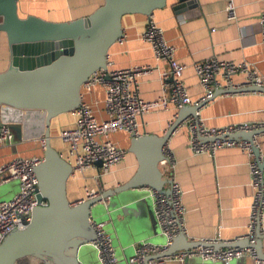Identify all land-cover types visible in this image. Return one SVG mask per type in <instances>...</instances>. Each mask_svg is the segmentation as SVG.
I'll use <instances>...</instances> for the list:
<instances>
[{
  "label": "crops",
  "instance_id": "0c3cea01",
  "mask_svg": "<svg viewBox=\"0 0 264 264\" xmlns=\"http://www.w3.org/2000/svg\"><path fill=\"white\" fill-rule=\"evenodd\" d=\"M34 1L35 4L30 5L34 9L32 15L58 22L87 17L103 3V0H80L78 4H72L65 0L66 2H60L63 6L56 8L54 4L58 3L57 0ZM173 3L174 0H169L163 9L156 10L151 17L161 27L165 41L175 48V60L186 66L182 79L193 101L201 99L204 95L193 65L211 57L235 64L246 63L251 70L264 78V48L258 24L261 0H235L237 21L234 23L226 21L225 0H196L197 6L183 13H175ZM147 20L148 17L142 15H127L122 18L123 42L114 44L108 53L113 68H167L166 63L155 61L149 46L139 38ZM8 64L6 38L0 32V72L5 71ZM245 80V74L233 75L230 78V89L245 88L242 87ZM160 90L161 82L157 71L141 77V99L153 101L160 95ZM84 98L96 112L97 119H105L102 88L96 87ZM176 114V110L170 108L140 117L141 135H163ZM199 117L207 127L242 122L264 123V93L218 95L200 109ZM68 123V126L55 123L49 127L50 137L55 140V148L59 154L65 153L66 146L58 140V133L62 129L72 127V116L69 117ZM188 136L187 128L181 127L168 141L175 159L173 179L182 191L185 237L192 242H211L220 245L217 249H225L221 245L231 244L238 238H247L251 232L248 220L253 191L250 185L249 158L246 153L236 148L221 149L213 156L195 155L190 151ZM129 139L130 136L125 133L110 136V140L126 149L127 153L120 164L101 177L100 182L91 180L96 174V171L92 170H88L81 179H69L72 182L70 186L67 184V196L70 201L77 202L85 198L83 187H86V181L91 180L89 188L97 189L101 193L126 183L134 175L137 161L134 155L128 152ZM39 140L23 141L13 138L11 144L0 147V166L15 157H42L43 150ZM257 142L258 149L264 156V135L258 136ZM3 186H7V192L12 195L18 190L16 182ZM152 192L147 188H137L116 194L103 202L106 210L103 223L115 252L120 255V264H126L137 244H165L166 240L161 235L155 217ZM262 227L264 229V216ZM89 248L94 249L88 245L83 250ZM250 250L254 254L248 251L228 264H264V261L257 259L255 251ZM262 252L264 253V241ZM89 254V251L84 252V260L79 257L81 264H95L87 258ZM166 264L223 263L192 257L183 263L169 261Z\"/></svg>",
  "mask_w": 264,
  "mask_h": 264
},
{
  "label": "water",
  "instance_id": "95a60500",
  "mask_svg": "<svg viewBox=\"0 0 264 264\" xmlns=\"http://www.w3.org/2000/svg\"><path fill=\"white\" fill-rule=\"evenodd\" d=\"M169 0H103L87 17L69 21H50L36 15L21 17L19 0H0V32L5 35L9 64L0 72V120L7 123L14 138H44L42 162L35 168L38 180L37 203L24 229L14 230L0 244V264H81L80 253L95 241L90 224L91 208L116 194L147 188L169 193L170 181L162 178L159 162L163 145L195 116L208 101L180 109L161 136L145 134L130 137L128 152L137 161L134 175L124 184L98 196L72 202L67 196L71 166L51 146L49 127L59 116L74 111L80 104L82 85L97 71L105 70L110 48L123 37L122 18L127 15L150 17ZM196 0H174L175 13L196 7ZM247 92L264 93V87L218 89V95ZM254 131L233 135L251 140ZM259 156V149L254 150ZM96 166L100 168L101 164ZM264 172V161L261 166ZM264 234L255 232L251 242L244 238L222 247L252 249L264 261ZM220 245L192 242L184 235L150 260L169 257L180 251ZM149 260V259H148Z\"/></svg>",
  "mask_w": 264,
  "mask_h": 264
},
{
  "label": "built area",
  "instance_id": "2783aa9c",
  "mask_svg": "<svg viewBox=\"0 0 264 264\" xmlns=\"http://www.w3.org/2000/svg\"><path fill=\"white\" fill-rule=\"evenodd\" d=\"M261 3L258 24L264 48V0H261ZM225 15L228 23L237 21L235 0H225ZM139 38L149 46L155 61L166 63L167 68L133 66L115 69L107 56L106 69L97 71L82 85L80 104L70 113L73 125L58 133V139L66 146L65 153L60 155L71 166L70 179L72 180L81 179L88 170H92L96 171L92 180L97 183L103 175H107L113 167L120 164L125 159L127 150L113 143L110 136L116 133H125L130 137L141 136L139 118L142 116L170 108L178 112L185 106H194L202 101L211 100L214 91L230 89V78L239 73L245 74L246 77L242 87H264V78L251 70L248 64H235L211 57L193 65L198 83L204 91L201 99L193 101L182 79L186 66L175 60V48L165 41L161 27L151 16L148 17L145 29ZM122 42L123 38H120L116 43ZM153 71H157L161 82L160 95L153 101H144L139 93L140 79ZM96 87H101L104 93L105 119L101 121L97 119L96 112L84 98ZM199 112L200 110L195 116L188 117L181 126L189 131V148L193 154L213 156L221 149L236 148L246 153L249 158L248 168L253 195L248 220L251 232L246 239L252 242L258 229L261 234H264L262 227L264 179L260 168L264 156L261 153L256 156L254 152L258 149L257 137L264 135V123L242 122L220 127H207L200 120ZM254 131L263 133L254 135L251 140L232 137ZM13 138L9 125L1 121L0 147L11 144ZM39 141L43 150L44 138L41 137ZM168 141L163 145V158L158 166L162 178L170 181V185L167 186L169 193L152 192L154 213L161 235L166 240L165 244L163 246L148 243L137 244L126 264H166L169 261L183 263L192 257H199L203 261L228 264L232 259H238L248 251L254 254L250 249L235 247H225V249L197 247L177 252L169 257L150 260L152 256L165 252L176 237L186 236L182 191L173 179L175 159ZM41 162V156L15 157L0 166V187L10 182H16L18 185V190L12 199L0 202V244L11 232L24 229L30 221L31 213L38 205L36 199L38 180L35 168ZM97 163L101 164L100 168L96 166ZM84 188L89 198L99 194L97 189ZM90 224L95 231L96 239L89 245L97 251L99 263L118 264L112 240L105 232V223H96L91 218ZM237 240L241 239L238 238L235 241Z\"/></svg>",
  "mask_w": 264,
  "mask_h": 264
},
{
  "label": "rangeland",
  "instance_id": "374dc122",
  "mask_svg": "<svg viewBox=\"0 0 264 264\" xmlns=\"http://www.w3.org/2000/svg\"><path fill=\"white\" fill-rule=\"evenodd\" d=\"M57 2L58 3L54 4V5L56 6V8H60L61 6H63V4H60V2H66V1L65 0H57ZM68 2H70L72 4H78V2H80V0H69ZM31 4L32 5L35 4V1L34 0H19V14L21 17H25L27 15H32L31 12L34 11V9L30 7ZM60 17H62V16H60ZM0 20H1V18H0ZM69 117L71 118V115H62L58 119L54 120L51 123V125H54L55 123L56 124L59 123V124H62L63 126L64 125L68 126ZM91 180L85 182L86 188H89V185L91 184ZM67 184H69V186H70V185H72V182H70V180H68ZM6 187L7 186H1L0 187V202L9 201L16 194V193L14 195L9 194L7 192ZM105 215H106V210H105L104 205L96 204L94 207L91 208V218L94 222H96V223L103 222ZM105 232H106V229H105ZM113 249H114V247H113ZM86 251H89V253H90L87 258H90V260L94 261L95 264H100L98 261V258H97V251L94 249H91V248L82 250V252L80 254L81 260H84V252H86ZM114 252H115V249H114ZM115 257L117 258V261H119L118 264H120L122 261L119 259L120 255L115 252Z\"/></svg>",
  "mask_w": 264,
  "mask_h": 264
},
{
  "label": "trees",
  "instance_id": "16d2710c",
  "mask_svg": "<svg viewBox=\"0 0 264 264\" xmlns=\"http://www.w3.org/2000/svg\"><path fill=\"white\" fill-rule=\"evenodd\" d=\"M66 115H70V113L69 114H66ZM50 131V130H49ZM59 140V139H58ZM60 141V140H59ZM51 146L58 152V150L55 148V146H56V142H55V140L54 139H52L51 138ZM61 154V153H60Z\"/></svg>",
  "mask_w": 264,
  "mask_h": 264
}]
</instances>
